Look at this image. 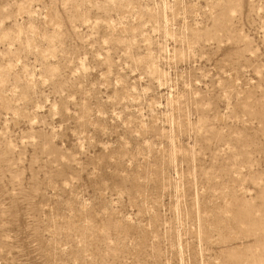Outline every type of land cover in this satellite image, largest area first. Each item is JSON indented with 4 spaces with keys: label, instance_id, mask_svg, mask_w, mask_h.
<instances>
[{
    "label": "rangeland",
    "instance_id": "1",
    "mask_svg": "<svg viewBox=\"0 0 264 264\" xmlns=\"http://www.w3.org/2000/svg\"><path fill=\"white\" fill-rule=\"evenodd\" d=\"M0 264H264V0H0Z\"/></svg>",
    "mask_w": 264,
    "mask_h": 264
},
{
    "label": "bare ground",
    "instance_id": "2",
    "mask_svg": "<svg viewBox=\"0 0 264 264\" xmlns=\"http://www.w3.org/2000/svg\"><path fill=\"white\" fill-rule=\"evenodd\" d=\"M224 224H225L224 222L220 224L221 228L224 226ZM90 227H91V226H89V228H90ZM226 229H227V227H226Z\"/></svg>",
    "mask_w": 264,
    "mask_h": 264
}]
</instances>
